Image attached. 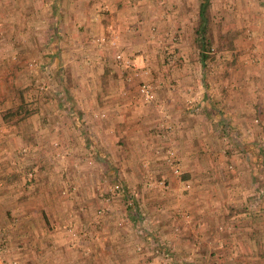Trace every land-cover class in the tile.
Returning a JSON list of instances; mask_svg holds the SVG:
<instances>
[{
	"label": "rangeland",
	"instance_id": "rangeland-1",
	"mask_svg": "<svg viewBox=\"0 0 264 264\" xmlns=\"http://www.w3.org/2000/svg\"><path fill=\"white\" fill-rule=\"evenodd\" d=\"M114 1L113 16L109 17L104 2L99 10L101 20L94 16L86 26L77 22L75 33L63 36L74 43L72 50H61L60 80L55 77L58 65L50 47H31L29 51L0 48V167L10 174L0 177V188L9 185L13 193L6 224L17 226L22 215L19 200L38 199L46 205L43 230L51 245L40 264H65L68 254L73 256L75 250L84 249L80 239L91 244L96 253L105 239L107 219L109 229L115 232L118 227L128 229L130 217L136 224L132 230L142 239V244L133 246L134 251L145 248L150 255L145 264L163 263L169 255L165 253L159 259L147 252L155 237L165 240L151 225L154 194L161 203H168L170 197L179 198L178 189L186 196L191 185L196 184L190 176L194 172L218 175L203 179L207 186H227L225 176L235 170H249L255 175L264 171V138L260 128H251V124H259V118L248 117L245 131L239 132L247 138L236 140L226 128L225 119L219 122L216 117L219 108L228 117L229 110L237 111L236 104L244 108L245 100L261 98L264 82L250 80L254 76L264 78V0H208L210 43L204 59L198 55L193 31L198 0ZM96 5L94 2L93 9ZM132 5L134 9H127ZM117 12L124 13V17ZM84 41L87 46L81 45ZM116 53L127 62L117 58ZM66 73L72 77L70 82ZM143 82L151 85V100L139 91ZM106 87L115 99L106 101L111 103L107 108H100L106 103H97L95 93L106 91ZM72 91H77V98H73ZM234 95L238 98L235 104ZM116 101L120 109L138 107L155 113L158 123L151 134L157 137V144L150 142L140 153L139 146L117 141L110 124L101 136L98 130L86 134L78 121H105ZM170 101L180 109L177 113L184 111L189 123L203 124L216 133L205 131L198 147L191 146L189 138L187 149L191 148L186 157L179 156L175 141L170 140L173 134L178 135L174 115L168 110ZM68 106L75 107L77 114L70 113ZM85 107L86 113L80 112ZM165 123L172 130H166ZM195 131L193 128L196 139ZM168 149L173 151L172 163L167 159ZM174 165L178 166L177 173L173 172ZM114 184H118L117 188ZM40 189L47 192L42 190L41 194ZM189 211L177 214L181 222L198 227ZM185 212L190 220L184 218ZM10 231L8 226L0 225L5 258L7 244L12 240ZM26 237L29 242L31 235ZM90 259L88 264L101 263L98 255L96 261ZM34 264L39 263L36 260Z\"/></svg>",
	"mask_w": 264,
	"mask_h": 264
},
{
	"label": "crops",
	"instance_id": "crops-1",
	"mask_svg": "<svg viewBox=\"0 0 264 264\" xmlns=\"http://www.w3.org/2000/svg\"><path fill=\"white\" fill-rule=\"evenodd\" d=\"M113 1L0 0V48H8L11 51L17 49L29 51L31 47H35L36 50H44L50 47L55 53L53 61L58 65L54 70V72H57L55 77L60 80L62 76L61 60H63L59 57L61 56V50L64 48L72 50L74 43L71 39H66V37L64 39L63 36L65 34L73 35L77 28V22H84V26H86L89 24L88 21H91L94 16H96V20H101L102 16H99L101 14L99 10L104 2L107 6L103 4V7L109 10V17L113 16L114 7H116ZM116 1L122 2V0ZM200 1L198 0V3ZM94 2L97 3L95 9H93ZM134 8L135 5H132L127 9L132 10ZM117 14L124 17V13L117 12ZM83 33H86V30ZM86 42H82L81 45L87 46ZM106 60L108 61V59ZM71 63L73 64L74 62ZM108 65L111 66V62H108ZM262 65L264 66V63ZM260 69L263 71L262 67ZM107 75L108 73L105 78L108 81ZM71 79V75L67 74L66 80L70 82ZM252 79L264 82L263 77L258 79L254 76L250 82ZM106 91L101 92L104 94L102 96L100 92L95 93V98H98L97 103L105 104L109 99H115L114 93L110 92L107 87ZM76 94H78L77 91L75 93L72 91L73 98H77ZM79 99L81 100L82 98L79 97ZM237 99L236 95H234L232 99L234 104L237 103ZM245 102L244 108L238 107L236 104L235 109L237 111L229 110L228 117L224 115L222 108L217 109L216 117L219 122L221 118H224L227 123L226 128L230 131V134L236 140H239L247 138L239 132L245 131L248 117L257 116L259 124H251V128L253 129V126L260 128V135L262 134L264 138V83H262L261 98L258 101L245 100ZM108 104L111 103H106L104 106L101 105L99 107L104 108ZM113 104L114 106L111 107L113 109L111 111L108 110L109 113H107L105 121L100 123L78 121L79 123L81 122L80 127L86 131V134H89L90 131L92 133L93 130H98V134L101 136L107 125L110 124L114 126L117 136H120H116L118 138L117 141H126L127 145L139 146L140 153L146 149V145L149 147L150 142L151 144H157V137L151 134L158 123L155 113L138 107L132 110L127 107L120 109L118 101L113 102ZM167 105H169L168 110H171V114L174 115L172 120L178 126V135L172 133L173 136L170 137V140L175 141L179 156L186 157L189 153L188 150L191 148L187 149L190 145L188 143L189 138H191V146L198 147L205 131H210V135H213L214 131H212L213 129L205 128L203 124L194 125L189 123V118L184 116L183 110L177 113L180 109L176 107V103L170 101ZM71 107L69 108L68 106L70 113L77 114V109ZM81 111L86 113V107ZM85 123L87 124L85 125ZM193 128L196 129V139L194 138L195 135H193ZM92 144L95 145L96 143ZM197 147L196 154L198 153ZM245 164L246 162H244V166ZM0 166H3V161L1 162V160ZM192 175L196 184L191 185L186 196L180 191L177 193L179 198L170 197L168 203H161L155 200L157 199L155 194L151 197V205L155 203L152 210L154 219L151 225L155 231L162 233L165 240L161 242L155 237L152 240V244H150L151 251L147 252L154 254V257L159 259H162L161 257L165 256V253L169 255V258L163 259V263L160 264H264V171L255 175L253 171L235 170L232 174L225 176L228 178L229 185L227 186L205 185L203 179L207 177L218 178V175L215 174L208 176L206 172H194L190 174V176ZM0 177L7 178L10 177V174L6 169L4 171L3 167H0ZM7 186L8 188H0V225L8 226V229H11L10 234H12L13 240V242L10 240L7 244V259L12 258V260L20 261V264H34V261L37 260L40 264L43 261L42 259L46 257V250L51 245V241L46 242L49 239L44 235L43 230L45 214H47L44 211L46 210V205L41 204L38 199L33 202H30L31 198H25L21 202L19 200L17 203L22 204L20 207L22 215L19 222H17V226L13 228L10 222L6 224L9 219L8 209L13 207V198L11 197L13 193H10L11 188H9V185ZM42 190L44 191L45 189ZM42 190H39L41 194ZM45 192L47 191L45 190ZM166 193L172 194L169 191ZM184 209L190 210L189 212L193 217L192 222L197 221L196 225L198 227L190 223L181 222L183 219L177 213ZM49 210L53 212L52 207H49ZM130 218L132 226L130 225L125 230L118 227L115 232L109 229L111 225L109 219H107L108 222L105 223L107 231L104 230L105 239L101 244L100 250L96 249L95 253V249H93L91 244H87L86 240L80 239V243L84 242V244H80L84 245V249L82 248L80 252L75 250L73 256L68 254L63 260L65 264H88L87 260L90 261V258H92L94 262V260L96 261L94 258L97 255L100 258V264H145V259L150 255H147L145 248H143L144 251H134L133 246L142 244V239L140 241V238L132 230L134 225H136L134 223L135 218ZM178 222H181V224L179 225ZM196 233H198V236ZM29 234L31 235V240L28 242L29 238L26 236ZM55 240L57 239L55 238L54 242ZM161 244L164 245L161 246ZM59 250L62 252V248H59ZM51 254L52 251H49V255ZM56 255L59 257L58 254ZM54 257L56 258V256ZM157 263L159 262L157 261ZM59 264H62V262Z\"/></svg>",
	"mask_w": 264,
	"mask_h": 264
},
{
	"label": "trees",
	"instance_id": "trees-1",
	"mask_svg": "<svg viewBox=\"0 0 264 264\" xmlns=\"http://www.w3.org/2000/svg\"><path fill=\"white\" fill-rule=\"evenodd\" d=\"M208 0H201L197 7V20L194 31V40L198 49L200 59L208 57L209 35H208V16H207Z\"/></svg>",
	"mask_w": 264,
	"mask_h": 264
},
{
	"label": "built area",
	"instance_id": "built-area-1",
	"mask_svg": "<svg viewBox=\"0 0 264 264\" xmlns=\"http://www.w3.org/2000/svg\"><path fill=\"white\" fill-rule=\"evenodd\" d=\"M115 41L114 40H111V43L113 44ZM117 58H119L120 60H123V57L120 55V53H116L115 55ZM125 62H127V60H123ZM35 63V62H34ZM42 87V85H41ZM139 91L140 93L143 95V97L147 100H151L153 98V91L151 89V85L147 82H143L140 84L139 86ZM164 127H166L167 129L166 130H171V126L170 124H164ZM167 159L169 161V163H172L173 162V159H174V156H173V151L171 149H168L167 150ZM173 172L174 173H177L178 172V166L177 165H174L173 166ZM118 184H114V187L117 188ZM181 189H178V192H180ZM184 218H187L188 220H190L188 217V213L185 212L184 213ZM187 220V221H188ZM169 256L167 257H164V259H168ZM0 264H17V262L15 260H12V259H7L3 256V253H2V248L0 246Z\"/></svg>",
	"mask_w": 264,
	"mask_h": 264
}]
</instances>
